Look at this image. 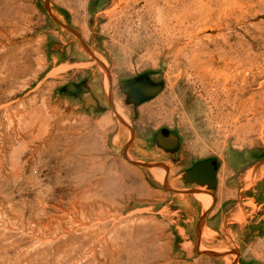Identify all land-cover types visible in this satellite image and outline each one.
Segmentation results:
<instances>
[{
	"label": "rangeland",
	"instance_id": "rangeland-1",
	"mask_svg": "<svg viewBox=\"0 0 264 264\" xmlns=\"http://www.w3.org/2000/svg\"><path fill=\"white\" fill-rule=\"evenodd\" d=\"M154 1L0 0V264H264V0Z\"/></svg>",
	"mask_w": 264,
	"mask_h": 264
},
{
	"label": "water",
	"instance_id": "water-1",
	"mask_svg": "<svg viewBox=\"0 0 264 264\" xmlns=\"http://www.w3.org/2000/svg\"><path fill=\"white\" fill-rule=\"evenodd\" d=\"M121 87L131 101L136 104L150 101L161 91L160 85L152 83L144 76L122 82ZM64 92L80 97L85 94V87L83 84H69L64 88ZM155 140L160 146L169 150H174L177 147V137L171 132L158 133ZM218 168L219 164L213 159L198 162L184 173L183 180L186 183L207 186L213 190L216 187Z\"/></svg>",
	"mask_w": 264,
	"mask_h": 264
},
{
	"label": "bare ground",
	"instance_id": "bare-ground-1",
	"mask_svg": "<svg viewBox=\"0 0 264 264\" xmlns=\"http://www.w3.org/2000/svg\"><path fill=\"white\" fill-rule=\"evenodd\" d=\"M163 1V0H162ZM134 2V1H133ZM150 2V1H149ZM155 3L154 4H157V2H156V0L154 1ZM159 2V1H158ZM125 11V10H124ZM121 13V15L122 14H124V12H123V10L120 12ZM127 16V15H126ZM179 16V15H178ZM121 18V17H120ZM123 18H125V16H123ZM129 18V17H128ZM179 18H182L179 22L181 23V24H183V22L185 21L184 19H183V16L181 15V17H179ZM178 18V19H179ZM126 19V18H125ZM124 19V20H125ZM175 19H176V17H175ZM174 19V20H175ZM186 19V18H185ZM122 20V19H121ZM163 20V19H162ZM178 20L176 19V22H177ZM187 21V20H186ZM193 21V20H192ZM166 22V21H165ZM169 22V21H168ZM175 22V23H176ZM178 22V23H179ZM190 22V21H189ZM186 23V22H185ZM169 24V23H168ZM181 24H175V25H178V27L180 26V28H181ZM165 25V24H164ZM172 25V24H171ZM170 24H169V26H171ZM175 25H173V26H175ZM2 26V25H1ZM166 26V25H165ZM184 26V25H183ZM167 28V27H166ZM170 29H171V27H169ZM174 30H175V28H173ZM130 30V29H129ZM0 31H3V30H0ZM168 31V30H167ZM179 31V30H178ZM164 35V34H163ZM169 36V35H168ZM171 37V36H170ZM5 38V37H4ZM161 38V37H160ZM184 38V37H183ZM2 41V40H1ZM0 41V42H1ZM161 42V41H160ZM172 43V42H171ZM219 59V58H218ZM224 69V68H223ZM226 69V68H225ZM231 75V74H230ZM218 78H219V76H218ZM234 92V91H233ZM35 102V101H34ZM50 112V111H49ZM52 112V111H51ZM69 129V130H68ZM68 129H66V130H68V131H70V129L71 128H68ZM72 130V129H71ZM67 131V132H68ZM73 133V132H72ZM90 146H88V148H89ZM91 155V154H90ZM89 155V156H90ZM91 157V156H90ZM89 157V158H90ZM251 174L249 175V184H251V183H253L254 181H257V180H260V179H262L263 177H264V166H261V167H259V168H257L256 169V171L253 173V172H250ZM117 176V175H116ZM247 178V177H246ZM247 180V179H246ZM105 182H103L102 184H104ZM117 185H118V182H115ZM202 188H204V189H206L207 187L206 186H203ZM92 189H94V190H96V188H91V186H89V191L91 192V190ZM88 191V190H87ZM82 192V191H81ZM109 190L106 188L104 191H103V193L101 194V196H104L105 197V201H106V203L105 204H107V203H109L110 204V206L108 205V209H109V207L111 208V206L113 205L114 207H115V213L117 214V216L120 214V211L123 209L122 208V206H121V204H119L118 202H116V200H118V198H117V196H115V195H113V196H111V195H109ZM89 195V194H88ZM96 196L97 195V193H93V194H91L90 195V197L91 196ZM85 196H87V194H85ZM89 197V196H88ZM89 197V198H90ZM100 197V196H99ZM96 198V197H95ZM88 198H86V200H87ZM94 199V198H93ZM97 199H98V197H97ZM90 202H92L91 204H94V202H96V201H89V203ZM99 202V201H98ZM100 203V202H99ZM103 203V204H104ZM87 204H88V202H87ZM101 204V203H100ZM74 205V204H73ZM96 205V204H95ZM75 206V205H74ZM86 206V205H85ZM93 206L94 205H90L88 208L90 209V211L92 212L93 211ZM97 207V206H96ZM98 207L101 209V211H102V209H103V211L102 212H104V208L103 207H106V206H103V205H98ZM97 207V208H98ZM124 207V206H123ZM107 208V207H106ZM78 209V208H77ZM94 209H95V206H94ZM107 209V210H108ZM85 210H86V208H85ZM89 211V212H90ZM82 212V211H81ZM98 212V211H97ZM106 212H108V211H106ZM106 212H104V213H106ZM110 212V211H109ZM88 213V212H87ZM103 213V214H104ZM91 214H95V215H97V213H91ZM99 214V213H98ZM107 214V213H106ZM113 215V214H112ZM115 215V214H114ZM114 215H113V217H114ZM107 216V215H106ZM109 216H111V215H109ZM116 216V215H115ZM120 216V215H119ZM134 216V215H133ZM84 217V216H83ZM98 217V216H97ZM112 217V216H111ZM112 217V218H113ZM105 218V217H104ZM77 219V218H76ZM110 219V218H109ZM113 219H115V218H113ZM84 220V219H83ZM86 220V219H85ZM101 220V219H100ZM118 220V219H117ZM123 220V219H122ZM122 220H120V221H122ZM110 221V220H109ZM116 221V220H115ZM93 222V221H92ZM106 222H108V221H106ZM99 223V222H98ZM117 223V222H116ZM122 223H123V221H122ZM95 224H96V222H95ZM118 224V223H117ZM78 225H79V223H78ZM87 225V224H86ZM103 225H105V224H102V226ZM114 225L116 226H114L115 227V230L117 229V225L115 224V222H114ZM107 225H105V227H106ZM114 227H113V229H114ZM84 228V227H83ZM101 228H104V227H100V229ZM111 228V227H110ZM125 228V227H124ZM123 228V229H124ZM98 229V228H97ZM122 229V228H121ZM112 230V229H111ZM119 230V229H118ZM97 231H99V230H96V232L95 233H99V232H97ZM101 232H102V230H101ZM122 232V231H121ZM87 233V232H86ZM91 233V232H90ZM93 233V232H92ZM94 233V234H95ZM81 234V233H80ZM122 234V233H121ZM89 235V234H88ZM95 235H97V234H95ZM86 236V235H85ZM90 236V235H89ZM112 238H113V236H112ZM72 240V239H71ZM118 240H120V239H118ZM109 241H110V239H109ZM89 242V241H88ZM113 243V242H112ZM118 243V242H117ZM75 244V243H74ZM97 244V243H96ZM106 244V243H105ZM84 246V245H83ZM107 246H110L109 244H107ZM114 247V246H113ZM77 248V247H76ZM89 248V247H88ZM90 249V248H89ZM102 249V248H101ZM75 251V250H74ZM91 251V250H90ZM117 251V250H116ZM112 252V251H111ZM113 253V252H112ZM83 257V256H82Z\"/></svg>",
	"mask_w": 264,
	"mask_h": 264
},
{
	"label": "flooded vegetation",
	"instance_id": "flooded-vegetation-1",
	"mask_svg": "<svg viewBox=\"0 0 264 264\" xmlns=\"http://www.w3.org/2000/svg\"><path fill=\"white\" fill-rule=\"evenodd\" d=\"M133 79V78H132ZM128 80H131V79H128ZM207 160H210V159H207ZM203 161H205V160H203ZM199 162H201V161H199ZM198 163V162H197ZM197 163H194L192 166H190L189 168H187V170H189V169H191L195 164H197ZM213 164H215V162H213ZM186 170V171H187ZM218 171V170H217ZM204 190V189H203Z\"/></svg>",
	"mask_w": 264,
	"mask_h": 264
}]
</instances>
